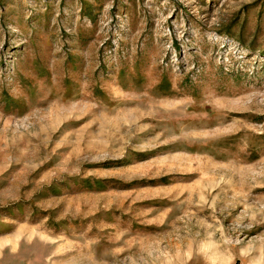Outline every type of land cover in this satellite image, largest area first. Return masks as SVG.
I'll use <instances>...</instances> for the list:
<instances>
[{
	"label": "rangeland",
	"instance_id": "374dc122",
	"mask_svg": "<svg viewBox=\"0 0 264 264\" xmlns=\"http://www.w3.org/2000/svg\"><path fill=\"white\" fill-rule=\"evenodd\" d=\"M0 264H264V0H0Z\"/></svg>",
	"mask_w": 264,
	"mask_h": 264
}]
</instances>
